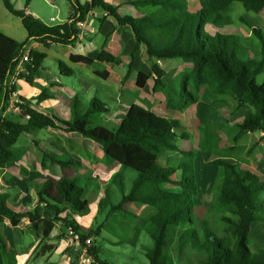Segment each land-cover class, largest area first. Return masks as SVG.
Returning a JSON list of instances; mask_svg holds the SVG:
<instances>
[{
	"label": "trees",
	"instance_id": "16d2710c",
	"mask_svg": "<svg viewBox=\"0 0 264 264\" xmlns=\"http://www.w3.org/2000/svg\"><path fill=\"white\" fill-rule=\"evenodd\" d=\"M31 1L26 0V7ZM70 1L78 6L73 18L60 26H52L27 13L26 9L17 8L12 0H3L6 8L22 19L29 37L20 42L0 31V172L9 162L19 159L14 147L23 133H35L44 128L78 131L102 147L106 165H120L113 181L122 192V198L115 204L110 191L106 190L99 201V211L108 204H111V210H123L136 225L133 245L139 243L143 232L151 236L153 244L145 248L149 264H171L172 254L165 248L173 228L177 232V250L182 252L190 247L191 256L197 257V264H264V248H251L253 224L264 221V211L261 212L264 207V179L239 162L228 159L247 133H264V82L258 83L257 80L264 71V31L249 25L260 39L259 57L243 56L240 36L222 31L235 2H241L248 11L260 13L264 10V0H199L196 10L190 8L188 0H129L137 7L155 8L151 13L139 17L122 14L118 6L106 0H89L85 3ZM97 8L107 12L102 21L109 16L116 19L117 29L131 26L137 40L132 52L133 60L144 45L151 59L179 58L192 64L175 82L168 84L165 80L166 70L155 62L151 66V73L139 72L136 82L139 88H144L153 77V91L165 95L170 110L185 112L192 106L196 107L202 130L200 149L216 155L212 161L223 173V182L209 207V212L216 215L217 222L209 216L200 217L196 212L199 194L196 174L198 152L191 141V133L183 129L180 119L163 116L150 106L133 103L124 119L112 130L98 122L99 116L109 111L107 104L94 98L84 108L79 96L71 100V121L33 108L31 102L22 98L21 113H2L10 95L17 90L9 78L16 73L27 45L32 40L47 47L56 43L74 44L80 33L77 23L86 20L89 13ZM213 27L218 29L215 33L211 32ZM29 56L31 60L24 64L18 77L33 85L47 54L33 49ZM70 59L86 64L95 62L89 56L78 54H72ZM98 60L121 62L118 56L104 48ZM132 66L133 61L125 81L131 75ZM60 67L66 75L74 73L73 68L64 61L60 62ZM103 74L105 77L109 75L108 72ZM207 89L216 96L210 102L203 99V91ZM49 96L47 89H42L39 102ZM231 102L236 103L237 110H250L241 122L227 120L226 126L230 125L228 134L234 145L225 149L220 146L217 135L207 132L206 128L211 123L213 109L226 107ZM143 103L146 104V100ZM181 139L185 140L183 145ZM164 151L179 152L184 158L177 164L164 165L160 162ZM43 153L44 165L48 161L62 167L81 164L74 157H61L48 151ZM124 168L137 172L128 193L125 190ZM93 181L97 188L99 184L90 176H48L39 188V205L34 211L18 212L9 204V194L0 193V224L8 219L16 226L25 216H29L34 229H39L42 224L41 252L44 253L53 249L46 241L59 221L66 230L71 227L79 233L85 243L93 235L100 236L103 228L101 224L96 229L86 230L74 217V214L84 215L90 211L92 201L88 192ZM130 203L148 205L153 212L144 218L125 208ZM46 208L55 209V215L43 217L42 211ZM0 244L7 264H17L16 254L8 249L1 231ZM106 250L93 244L89 248L92 264H117L108 256L107 251L110 250ZM79 257L80 250L75 253L74 264H79Z\"/></svg>",
	"mask_w": 264,
	"mask_h": 264
},
{
	"label": "crops",
	"instance_id": "0c3cea01",
	"mask_svg": "<svg viewBox=\"0 0 264 264\" xmlns=\"http://www.w3.org/2000/svg\"><path fill=\"white\" fill-rule=\"evenodd\" d=\"M79 1L85 3L89 0ZM106 1L118 6L120 12L124 15L139 17L155 10L152 6L137 7L130 3L129 0ZM42 4H45V6ZM23 9H26L27 13L33 14L48 25L60 26L73 18L78 6L70 0H32L30 5L26 7L25 0ZM260 13H264V10ZM105 16H107V12L101 8L92 10L86 19L91 27L86 30L84 39L82 41L77 40L74 44L56 43L47 47L41 42L32 40L27 45L24 54H30L33 49L46 52L47 56L43 67L40 68L33 85L18 77L17 74L10 76L9 81L17 86V90L10 95L9 100L3 106L2 113L4 115L14 113L10 109L11 102L20 98V100L24 99L27 102H31L33 108L53 114L60 119L71 121L73 119L71 100L75 96H79L84 108L94 98L104 101L109 108V111L103 113L107 122L119 124L133 103H141L148 106L143 103L145 100L143 91L150 85L152 87L153 82L155 83L154 78L151 77L144 88H139L136 82L137 76L140 71L146 74L151 73L152 65L150 63L157 62L164 67L162 62L165 59H151L147 54L146 47L142 45L133 60L132 52L137 46V40L131 26L126 25L117 29L116 19L109 16L102 21ZM14 39L20 41L19 38ZM103 48L118 56L121 62L99 61L98 57ZM72 54L89 56L95 62L93 64L73 62L70 59ZM61 61L66 62L73 68L74 73L72 75H66L62 72ZM132 61L131 75L125 81V76ZM143 64L148 66L147 69L142 68ZM105 72L109 73L107 77L103 74ZM98 83H101V87L96 88L95 86ZM44 88L47 89L50 96L39 102L38 97ZM204 92L205 90L203 91V99L208 101L204 96ZM99 94L102 95L103 99L99 97ZM151 108L157 112L154 109L155 107ZM161 115L166 116L164 114ZM117 116H120V119L116 121L115 118ZM43 133L48 138H45ZM253 133L256 139L259 137L257 140L264 136L263 132ZM23 135L25 136L22 142L19 143ZM21 136L14 147L19 159L9 162L5 169L0 172V193L9 194V204L18 212L34 211L37 208L39 205V188L48 176L59 178L64 175L79 174L94 178L93 173L96 172L99 162L108 168L116 164L106 165L102 147L93 139L78 131L44 128L35 133H23ZM39 141L41 148L38 146ZM260 148H264V138L261 143L257 144L256 150ZM43 151L52 152L61 157H74L81 164L62 167L59 164H52L48 161L44 165ZM256 159L258 160V157ZM88 170H90L89 175L84 172ZM252 170L264 179V173L259 172V168L256 170L253 168ZM55 213V209L46 208L42 211V216L51 217ZM76 215L75 218L81 225H90L80 220L82 215ZM0 231L7 242L8 249L14 250L17 264H74L77 250L71 243L67 230L61 221L55 225L50 238L46 241L49 246H53V249L45 253L41 252L43 225L41 224L39 229L32 228L29 216L23 217L20 224L16 226L6 219L0 224ZM0 264H7L1 244Z\"/></svg>",
	"mask_w": 264,
	"mask_h": 264
},
{
	"label": "rangeland",
	"instance_id": "374dc122",
	"mask_svg": "<svg viewBox=\"0 0 264 264\" xmlns=\"http://www.w3.org/2000/svg\"><path fill=\"white\" fill-rule=\"evenodd\" d=\"M12 1L17 8L19 7L23 9L25 0ZM188 1L190 2L189 6L192 10L199 8L198 0ZM42 5L45 6V4ZM249 25L260 27L264 31V13L248 11L241 2H235L229 12V17L227 16L226 18V26L222 29V31L234 33L240 36L243 44V49H241V54L243 56L248 54L249 56L259 57L261 49L260 39L255 35ZM0 30L9 36L19 38L21 42L26 41L29 37L21 19L12 14L6 8L2 0H0ZM217 30V28L213 27L211 32L215 33ZM150 65L152 64L150 63ZM162 65L166 70L165 80L169 84L175 82L186 69L192 66L190 62L179 58L165 59L162 62ZM147 67L148 66H146V64H143L142 66L144 69H147ZM257 80L258 83L264 82V71L258 76ZM153 85L154 82L152 87ZM95 87H101V83H98ZM152 87L150 85V87L143 91L146 104L150 107H155L154 109H156V111L160 114L180 119L182 121L183 129L191 133V141L198 152L196 159V174L199 184V194L196 198V212L200 217L204 218L209 216L213 221L217 222L218 220L216 215L209 212V207L223 182V173L222 170L212 161L216 158V155L200 149V144L202 142V130L200 129L196 107L192 106L185 112L169 110L167 108L165 95L161 92H154ZM204 96L208 101H212L215 97L209 89L205 90ZM99 97L103 99L102 95ZM235 105V102H231V104L226 107L213 109L210 117L211 123H209L206 128L207 132L217 135L216 138L220 141V146L225 149H229L234 145L231 136L228 134V128L230 125L226 126L227 120H231V122H241L246 113L250 110L249 108L237 110ZM104 116L105 115L103 114L100 115L98 122L112 130H115L118 124L107 122ZM119 119L120 116L115 118L116 121ZM43 135L45 138H48V136L44 133ZM254 135L255 134L253 132L247 133L242 138V142L240 141L238 149L231 151L232 153L229 154L230 158L228 159L239 162L241 166L251 170L253 168L255 170L259 168V172L264 173V148L256 150L257 144L263 141L264 136L257 140L259 137L256 139V136ZM24 136L25 135L21 136L19 143L22 142ZM180 143L183 145L185 140L181 139ZM38 146L41 148L40 141ZM257 157L258 160L256 159ZM183 158V155L179 152L164 151L160 158V162L164 165H174ZM119 169L120 165L117 163L108 168L99 162L96 172L93 173V176L99 186L95 188L96 184L93 181L90 192H88V196L92 201L90 211L87 214L82 215L83 217L81 216L80 220L85 221V224H90L89 226L82 224L86 230H90L92 228L96 229L102 224V234L100 236H91L93 244L96 243L97 245L105 248V250H110H106L108 256L117 264H149V260L145 255V248L152 246L153 240L151 236L147 232H143L140 236L139 243L137 245H133L132 241L136 235V225L125 215V212L123 210H111V204L106 205L105 208L99 211L98 204L100 199L104 197L106 190L110 191L113 203H119L122 198V192L113 181L114 175ZM84 172L89 175L90 170ZM124 175L125 190L126 193H128L132 188V183L134 178L137 176V172L130 168H124ZM125 208L136 212L144 218L149 217L153 212L150 206L138 205L137 203L127 204ZM263 211L264 207L261 212ZM75 215L76 214H74V217ZM174 230L175 229L173 228L170 232L169 241L167 242L165 248L167 252L172 254L171 264H197V257L191 256L190 247L185 248L182 252L177 250L178 238L176 237L177 232L175 233ZM251 239V248L253 250L264 248V221L255 222L251 232ZM72 244L76 247V244ZM76 250V252H79L77 247Z\"/></svg>",
	"mask_w": 264,
	"mask_h": 264
},
{
	"label": "built area",
	"instance_id": "2783aa9c",
	"mask_svg": "<svg viewBox=\"0 0 264 264\" xmlns=\"http://www.w3.org/2000/svg\"><path fill=\"white\" fill-rule=\"evenodd\" d=\"M77 26L80 29V33L78 35V40L82 41L84 39L86 30L89 29L91 27V25H89V22L87 20H83V21H79L77 23ZM29 55H30L29 53H26L23 55V57L20 61V65L17 67L15 74L18 75L19 72L23 70V63H26V62L31 60ZM20 103H22V100H20V98L13 100L11 102L10 109L14 113H21L22 108L20 106ZM27 117H29V116H27ZM67 233L71 237L72 243L76 244V247L80 250L79 264H92L93 257L89 253V248L93 245L92 237H89L86 240V242L83 243L82 239H81V235L79 233L75 232L73 228H71V227L67 228Z\"/></svg>",
	"mask_w": 264,
	"mask_h": 264
}]
</instances>
